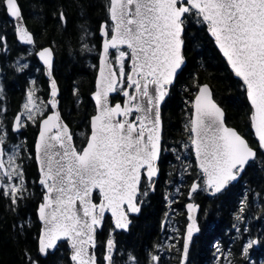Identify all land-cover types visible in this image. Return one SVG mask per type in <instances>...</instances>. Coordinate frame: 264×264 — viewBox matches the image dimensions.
Instances as JSON below:
<instances>
[{
	"label": "water",
	"instance_id": "95a60500",
	"mask_svg": "<svg viewBox=\"0 0 264 264\" xmlns=\"http://www.w3.org/2000/svg\"><path fill=\"white\" fill-rule=\"evenodd\" d=\"M4 7L18 43L35 46L18 1L4 0ZM191 10L207 25L228 69L244 86L251 131L264 154V0H110L113 32L110 36L106 22L101 25L102 42L90 94L95 113L80 151L61 112L54 50L46 46L35 54L47 81L51 108L39 121L34 144L38 184L44 190L37 209L41 257L55 253L66 242L74 264H99L98 233L106 219L120 233L129 232L132 218L140 216L143 179L154 180V191L161 174L163 106L186 66L183 21ZM117 49L130 52L127 87L121 92L120 76L111 61V52ZM119 94L123 100L113 102ZM22 120V112H18L12 123L14 133L21 131ZM191 132L196 167L210 196L238 182L258 156V149L228 125L226 112L208 83L201 84L193 98ZM0 170L7 175L1 137ZM199 187L193 182L187 195L179 264H188L200 232V205L192 199ZM116 250V242L108 240L105 264H114L112 252Z\"/></svg>",
	"mask_w": 264,
	"mask_h": 264
},
{
	"label": "trees",
	"instance_id": "16d2710c",
	"mask_svg": "<svg viewBox=\"0 0 264 264\" xmlns=\"http://www.w3.org/2000/svg\"><path fill=\"white\" fill-rule=\"evenodd\" d=\"M17 1L35 36L34 48L50 46L54 50V76L60 87L64 119L73 133L86 128L84 137H88L89 119L95 113L90 94L94 90L102 42L99 32L104 22L110 24V0ZM184 26L187 62L163 106L160 178L154 192L143 182L142 212L132 218L129 232H116L111 219L107 218L98 233L99 264H105L103 255L108 240H115L117 244L114 264H179L187 225V194L195 181L200 185L193 196V201L200 205V232L194 239L188 264H264V154L251 131L245 88L228 69L200 15L190 11L184 18ZM85 42L94 49L89 51ZM27 50L18 43L14 23L7 16L4 0H0V64L5 73L0 118L6 117L10 142L18 145L23 140L21 170L25 185L22 194L17 199L12 198L2 185L0 172V264H74L67 243H61L57 251L46 258L41 257L38 250L41 224L37 209L44 197V190L38 184L34 155L39 123L28 124L18 134L12 131L13 119L21 109L25 88L30 82L29 71H21L14 62ZM123 51L126 58L122 70L125 72L130 70L129 51ZM30 59L33 65H39L35 54H31ZM39 73L47 95L43 70ZM204 83L211 86L215 100L225 110L228 125L235 127L258 149V156L238 182L213 197L204 189L203 175L192 155L191 173L186 175L180 193L169 199V189L178 183L182 168L175 148L180 149L181 140L188 135L183 133L184 113L192 110L187 100L191 101ZM122 100L120 94L113 97V102ZM76 139L81 150L87 139ZM95 200H99L97 193ZM170 217L174 218L173 222ZM176 226L178 233L170 240Z\"/></svg>",
	"mask_w": 264,
	"mask_h": 264
},
{
	"label": "rangeland",
	"instance_id": "374dc122",
	"mask_svg": "<svg viewBox=\"0 0 264 264\" xmlns=\"http://www.w3.org/2000/svg\"><path fill=\"white\" fill-rule=\"evenodd\" d=\"M108 31L111 36L113 32V25L110 23L108 25ZM85 46L88 47V50L91 51L93 48L92 44H89V42H85ZM28 52L23 53L20 57H18L14 64L15 66L20 69L23 72L29 71L28 77L30 78L29 84L26 85L25 88V100L21 106V109L19 112H22L23 115V120L21 123V127L24 128L28 124H36L49 112L50 105L48 103L49 99V93L47 92L46 95V90L44 88L43 83H41L40 77H39V72L41 69L43 70L42 66L39 65H33V61L30 59L31 54H36L37 49L34 47H26ZM126 50V49H123ZM121 49H117L115 51L111 52V61L114 64L119 76H120V84L118 85V90L124 91L127 87V84L125 83V78L127 77V74L129 71L123 72V64L124 60L126 58V54L124 51ZM100 53V52H99ZM36 57V56H35ZM4 70L0 64V98L4 95ZM133 90V89H131ZM2 95V96H1ZM4 98V96H3ZM188 103L193 105V99L187 100ZM4 113V111H3ZM185 116V122L186 124L184 125V138L180 142V149L175 148V154L177 156V159L181 161V171L179 174L178 178V183L174 184V186L169 189L168 196L169 199L172 198V196L179 194L180 193V188L183 185L184 180L186 179V175L188 173H191V166L193 165L192 163V155L194 157L193 151H192V132H191V116H192V110L191 113L186 111L184 113ZM184 122V123H185ZM7 124H6V117L0 118V137L3 142L4 148H5V164L7 166V175L3 176L2 175V185L6 191V193L11 196L14 199H17L19 195L22 194V192L25 190V185L23 182V176H22V161H21V153L23 154V140L21 144H16L14 141L10 142L8 136V131H7ZM80 130L75 133H73L75 136V144L77 139L76 138H84L87 139V137H84L85 130ZM22 130V129H21ZM189 131V133H188ZM20 138V137H19ZM86 141V140H85ZM78 144L76 145V147ZM78 149V147H77ZM80 151V149H78ZM169 151V150H168ZM163 153V149H162ZM174 154V153H173ZM161 161V160H160ZM19 181V182H18ZM150 186V185H149ZM205 187V186H204ZM151 188V186L149 187ZM206 189V188H204ZM150 190V189H149ZM148 191V190H147ZM146 191V193H147ZM172 194V195H170ZM142 199V195L140 196V200ZM170 206V203H168ZM170 220L173 222L174 218L170 217ZM174 229L175 233H172V238H174L175 234L178 233L177 230ZM252 244V243H251Z\"/></svg>",
	"mask_w": 264,
	"mask_h": 264
},
{
	"label": "bare ground",
	"instance_id": "6f19581e",
	"mask_svg": "<svg viewBox=\"0 0 264 264\" xmlns=\"http://www.w3.org/2000/svg\"><path fill=\"white\" fill-rule=\"evenodd\" d=\"M19 182V181H18ZM193 184V183H192ZM191 186V185H190ZM189 190V189H188ZM154 192V191H153ZM188 195V194H187ZM144 196V195H143ZM194 200V199H193ZM110 219V218H109ZM134 220V219H133ZM104 227V226H103ZM116 253V252H115ZM99 258V257H98Z\"/></svg>",
	"mask_w": 264,
	"mask_h": 264
},
{
	"label": "flooded vegetation",
	"instance_id": "af4514ba",
	"mask_svg": "<svg viewBox=\"0 0 264 264\" xmlns=\"http://www.w3.org/2000/svg\"><path fill=\"white\" fill-rule=\"evenodd\" d=\"M135 118H136V116L135 117H133V119L135 120ZM145 179V178H144ZM150 183V182H149ZM151 184V183H150Z\"/></svg>",
	"mask_w": 264,
	"mask_h": 264
}]
</instances>
